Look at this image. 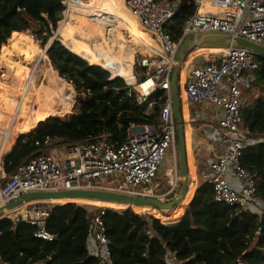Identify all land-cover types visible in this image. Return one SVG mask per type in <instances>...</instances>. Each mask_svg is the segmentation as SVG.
I'll return each instance as SVG.
<instances>
[{
	"label": "trees",
	"instance_id": "16d2710c",
	"mask_svg": "<svg viewBox=\"0 0 264 264\" xmlns=\"http://www.w3.org/2000/svg\"><path fill=\"white\" fill-rule=\"evenodd\" d=\"M75 1L86 5L83 1L87 0ZM111 1L94 0L95 6L76 5L75 11L71 12L77 17L74 25L89 31L96 39L101 57L90 47L88 33L71 24L59 29L63 42L55 39L47 55L53 68L79 90L80 107L68 118L47 115L38 119L33 127L20 132L14 148L4 155L7 172L39 152L35 142L46 136H58L76 143L110 133L113 138L123 141L132 123L158 120L165 98L163 91L152 96L154 104L150 114L145 112L146 106L138 104L136 95H129L125 79L134 81V62L127 65L114 60L116 56L109 37L113 29L116 34H123L116 22L125 19L131 33L139 39L137 42L142 47L135 55L155 51L150 48L146 34L133 28ZM97 4H104V8L100 9ZM65 8V0H0V53L3 49L0 79L4 73L1 57L14 37L27 35V30H31L42 44L48 43ZM90 8L97 12L94 18H88L80 11ZM195 11V0H181L177 14L168 25L176 38L180 37L186 19ZM8 39L9 46H5ZM257 59L260 68L256 71L252 89L246 91L249 102L243 119L257 136H264V58ZM138 69L145 67L138 65ZM111 74L114 79H110ZM242 162L255 175L257 197L264 202V141L247 146ZM80 201L83 200L51 205L46 227L55 235L53 240L36 236V225L20 219L14 221L8 216L0 218L1 262L173 264L170 259L173 256L176 264H264V215L238 205L215 202L213 188L207 183L199 184L192 197L169 210L155 206L108 208L104 221L110 259L105 258L101 245H92L91 241L93 214L98 207ZM143 212L151 214H141Z\"/></svg>",
	"mask_w": 264,
	"mask_h": 264
},
{
	"label": "built area",
	"instance_id": "2783aa9c",
	"mask_svg": "<svg viewBox=\"0 0 264 264\" xmlns=\"http://www.w3.org/2000/svg\"><path fill=\"white\" fill-rule=\"evenodd\" d=\"M73 1L65 0L63 20L69 18L73 21L69 9ZM124 2L142 27L159 37L156 39L159 49L144 56L141 61L142 66L151 69L148 75L137 79L135 83L126 80L129 95H136L138 104L146 106L147 114L153 111L152 96L159 90L164 92L158 120L132 123L123 141L113 138L110 133L76 143L58 136H46L35 142L39 152L25 159L11 172H7L1 164L6 158H3V154L9 133L2 131L0 207L31 191L104 188L133 195L154 196L151 187L169 148H172L174 161L166 170L172 186L166 195L174 192L183 176L177 162V120L171 76L174 66L179 64L176 54L181 43L191 34L211 30L264 42V0H195L196 11L186 19L179 38L170 32L168 25L177 14L181 0ZM59 29L57 27L53 38L62 41L58 38ZM257 57L246 48L229 47L223 52L193 60L187 68L183 86L189 103L198 106L199 110L210 106L216 111L211 130L219 149L209 163L206 178V183L213 188L215 202L238 205L264 215V202L257 197L255 175L242 162L247 146L264 141V136H257L243 119L249 102L246 91L252 89L256 71L260 68ZM186 59L181 64V70ZM114 78L110 76V79ZM31 96L34 97L33 94ZM69 96L74 97L73 90H70ZM33 109L31 116L36 118L39 109L36 102ZM230 174L240 182L239 187L231 183ZM108 178H113L111 183L110 180L108 184L99 182V179ZM21 206L16 207L20 209L13 214L9 213L11 210L6 211L4 216L36 225V236L53 240L55 235L46 227L51 214L48 201H31ZM108 208L111 207L103 205L94 211L91 238L92 245L102 246L106 259L111 257L104 221ZM0 264L5 263L0 259Z\"/></svg>",
	"mask_w": 264,
	"mask_h": 264
},
{
	"label": "rangeland",
	"instance_id": "374dc122",
	"mask_svg": "<svg viewBox=\"0 0 264 264\" xmlns=\"http://www.w3.org/2000/svg\"><path fill=\"white\" fill-rule=\"evenodd\" d=\"M115 2L116 3H114V5L117 7V9H120L122 11L127 10L128 12H130L124 3V0H115ZM72 8H73V12H74L75 7L72 6ZM64 16L65 15H63L62 20L64 19ZM76 20H77V17L74 16L72 23H75ZM61 21L59 22L58 27H60V24L62 23ZM116 25L119 26V29L122 30L123 34H120V35L116 34L115 30L113 29L112 36L109 37L113 51H114V54L116 56V58L114 60H117L119 64H121V63L127 64V63H133L134 62L133 63V67H134L133 75H134L136 81H137V79L140 80V77L143 75H145L144 76V78H145L151 69H149V70L146 68L144 70L138 69V65L139 66L141 65L142 58L147 55V54H144V52H138L135 55V51L137 49H140V47H142L140 42H137L139 39L137 38V36L134 33H131L130 27H129L128 23H126L125 19H122V20L120 19L118 22H116ZM56 32H57V29L54 30V34L49 39L48 43L50 42L51 39H53ZM27 33H28L27 36H29L31 38V40L35 43V46L32 50H28L26 47H22L25 45L26 41L22 39L21 34H18V36L14 37L13 42L10 44V47L7 50V52L5 53V55L1 57V64L4 67V73L0 79V110H1V112H4L6 110L7 104L8 105L11 104L10 105V117H11L10 122L13 121L14 112H12V111L14 110V106L16 107V105L18 104V101H19L18 98L22 94V91H23L22 87H23V85L26 84L25 80L28 77V74L30 73L31 69L36 68L34 70L33 80H35L36 86H38V87H36V86L33 87L32 93H29L27 95L28 99L33 101V102L38 100L37 98H40L39 96H40V94H42L41 90L44 89V86L48 87L52 90V85L48 83V80L51 77V73H50L51 71L49 68L50 65L49 66L47 65L46 59L43 57V51L45 50V47L48 43L42 44V42L40 40H38L34 35L31 34V30H27ZM32 36L35 37L37 39V41ZM58 38L62 39V36L59 34ZM135 39H137V40H135ZM19 43H20V45H19ZM5 46H9V39L5 43ZM200 51L201 52L196 53L195 57L189 63L188 68L191 66V63L194 62L196 59H200V58H203L204 56H209V55H213V54L217 53L216 52L217 50H205L204 49V50H200ZM2 52H3V49H1V53ZM191 53H189V54H191ZM133 58H134V60H133ZM186 58L188 59V56ZM7 60L9 61V63L11 65H13V67L10 69L4 66V64L6 63ZM89 63H91V62L89 61ZM91 64H94V63H91ZM96 65L102 66L101 64H96ZM47 70H49V71L47 72ZM56 75L59 78L57 80V83L54 84L55 87H57L60 84H64V82L65 83L67 82V84H68L67 86H72V88H73L72 90L74 91V97L71 98L73 100L71 109L73 108V106H74V108L72 109V112L70 111L69 113H76L80 107V100L78 98L79 90L71 82L67 81V79L62 77L57 70H56ZM135 79H134V81H135ZM182 79H183V73L181 72V81H182ZM125 81H126V79H125ZM4 85H8L9 87H11V90H12V88L15 89L17 87L19 89L21 87L22 90L20 89L18 94H16V93H14V91H10V90L8 91L6 88H2V87H4ZM179 85H180V83H179ZM81 92H82V95L85 96V93L83 91H81ZM256 92H257V94H259L258 91H256ZM69 93H70V91L66 90V95H69ZM31 94L34 95L33 98L31 96ZM41 109H43L42 111H45V113H41L40 112ZM184 110H185V108H184ZM55 114L56 113H52V111H50L48 109L45 110L43 108V106L40 104L36 117L39 118V116L41 117V116L55 115ZM63 114H65V111L62 112V115H60V114H58V115L62 118H68L71 116V115L70 116L69 115L64 116ZM185 117H186V114H185ZM33 119H35V118H32L31 115H25L24 118L20 119V125L17 127V129H18L17 131L19 133H20V131H24V129H19L21 127V124L23 123V125L25 126L29 122H31ZM34 124H36V123H34ZM34 124L31 127H33ZM15 132H14V134H11L12 136L9 139V141L7 142V144H6L7 146L4 147L5 152L7 150H9L10 146L12 145V139H13L12 137H13V135H15ZM15 144H16V142H15ZM173 161H174V155L172 154V148H169L167 151L166 159H165L163 165L161 166V169L158 173V177L156 178V182L153 183V186L151 187V189H153L152 193H153L154 197H157V198L164 200V201L174 197L179 192L181 185H182L183 178H181V181L179 182V185L176 188V190L174 192L166 195V193L169 190H171L172 186L169 183L168 176H165L166 174H164V172L166 173L167 168L171 165V163ZM177 162H179V147H178V145H177ZM179 171H180V165H179ZM112 179L113 178H108V179H104V180L99 179V182L104 183V184H108V181L110 180L109 183H111ZM198 186H199V184L197 186L194 183L191 184V187L189 190L191 195H192V191L195 190V187L197 189ZM190 197H192V196H190ZM83 201H88L89 203H87V204L94 205L93 207H100L103 205L107 206V207L114 208V209H123L126 206H127V208L130 207L126 204L105 203V202L94 201V200H83ZM64 202H67V201H64ZM75 202H77V201H75ZM48 203H49V205H52L54 203H60V202L49 201ZM83 203H85V202H83ZM136 209H138V208H136ZM138 213H140V212H138ZM141 214H151V213L150 212H143ZM152 215H154V214H152ZM170 259H171L173 264H176L175 263L176 261L173 258V256H170Z\"/></svg>",
	"mask_w": 264,
	"mask_h": 264
},
{
	"label": "water",
	"instance_id": "95a60500",
	"mask_svg": "<svg viewBox=\"0 0 264 264\" xmlns=\"http://www.w3.org/2000/svg\"><path fill=\"white\" fill-rule=\"evenodd\" d=\"M54 38L46 45L45 51L52 45ZM64 44V43H63ZM241 47L254 52L258 57L264 58V42L250 39L241 35H233L221 30L199 31L189 35L180 45L176 60L179 62L175 65L171 76V87L173 97L174 114L177 120V135L180 157V168L183 176L182 185L179 192L172 198L164 201L154 196L133 195L104 188H83L69 190H50V191H31L22 194L20 197L8 202L0 207V218L4 217L6 211L15 209L31 201H53L56 199H86L105 203L132 204L136 206H151L160 209H169L177 206L182 202L190 189V175L188 171V154L185 121L181 110V96L179 89V74L181 64L187 55L199 48H229ZM69 48V47H68ZM108 70V69H107ZM109 71V70H108ZM72 201V200H68Z\"/></svg>",
	"mask_w": 264,
	"mask_h": 264
},
{
	"label": "crops",
	"instance_id": "0c3cea01",
	"mask_svg": "<svg viewBox=\"0 0 264 264\" xmlns=\"http://www.w3.org/2000/svg\"><path fill=\"white\" fill-rule=\"evenodd\" d=\"M98 1H100V0H97V2ZM113 1H114V3H116L115 0H113ZM83 2L86 5H80L82 7H84V6L85 7L95 6L94 0H89V1L87 0V1H83ZM92 8H94V7H92ZM92 8L80 9V11L86 17L94 18L95 14L97 12L94 11ZM119 11H122V10L119 9ZM123 11H125V10H123ZM91 20L96 21V19H91ZM70 24L72 26H75V27H77V28L81 29L82 31L89 34V36H90V47L93 48L101 57L99 48H98L97 43H96L97 41H96V39L93 38V36L89 33V31H86L85 29H82V28L74 25V23H70ZM200 50H203V49H195L188 56L193 59L197 52H201ZM49 61H50V59H49ZM50 65L52 66L51 63H50ZM64 84L67 88H70L68 90L73 89L72 86H67L68 85L67 82L66 83L64 82ZM2 88L8 89L10 87L8 85H4V87H2ZM46 88H48V87H46ZM53 89H54V87L52 85V90ZM179 89H180V96H181V102H180L181 103V110L183 112V118L185 121V129H186L188 171H189V175L191 178V183H190V187H191V184H193V183L196 186L198 184H201V183H206V178H207L208 170H209V163H210L211 159L216 155V152L219 149V145H218L217 141L213 138L212 130H211L212 126L215 122L214 118L216 116V111L210 106L204 108L203 110H201V109L199 110L198 106L189 103L187 98L184 97V95L186 96V94H185L183 83H181V82L179 85ZM49 90H50V88H49ZM10 105L11 104H9V105L7 104L6 110L4 112H1V110H0V126L1 127L9 124V122L11 120ZM73 108H74V106H73ZM184 108H185V110H184ZM72 109H70L67 113H65L63 115L64 116L72 115L73 113H69L70 111L72 112ZM185 114H186V117H185ZM60 115H62V114H60ZM38 119L39 118L36 117L35 119H33L31 122H29L25 126L22 123L21 127L19 129H24V131H25L26 129L31 128V126L34 123H36L38 121ZM13 129H14V127H12V130ZM17 130L15 132V135H13V137H12L13 138L12 139V145L10 146L9 150H7V152H5L3 154V158H4V155L6 153L10 152L13 149V146H14L16 139L19 135V132ZM20 132H22V131H20ZM172 154H173V151H172ZM172 163H171V165H172ZM1 164L5 168L4 163L2 162ZM179 165H180V157H179L178 166ZM179 172L181 173V168H180ZM164 174H166V173L164 172ZM229 178H230L231 183L235 187L240 186V182L236 179V177L233 174H230ZM155 182H156V180H155ZM195 191H196V187H195V190L192 191V195L194 194ZM81 202L82 203L83 202L89 203L88 201H81ZM187 205H186V207H187Z\"/></svg>",
	"mask_w": 264,
	"mask_h": 264
},
{
	"label": "bare ground",
	"instance_id": "6f19581e",
	"mask_svg": "<svg viewBox=\"0 0 264 264\" xmlns=\"http://www.w3.org/2000/svg\"><path fill=\"white\" fill-rule=\"evenodd\" d=\"M111 2L114 3V1H111ZM76 5H82V4H78L77 1L71 2L70 6H69L70 13L73 11L72 6L75 7ZM97 6H99L100 9L104 8V4H102V5L97 4ZM126 7L128 8L127 5H126ZM129 11L131 13L128 12L127 10L126 11H120V12L130 22V24L133 26V28H135L137 31L144 32L146 34V39L149 40V45H150V48L152 50L159 49V44L156 41V39H159L158 35L145 30V28L142 27L141 23L139 22L137 17L132 13V11L130 9H129ZM68 15H69V13H68ZM70 23H72V21H70L69 18H67L66 20L62 21L60 28L68 27V25ZM16 36H18V35H16ZM21 37H22L23 40L26 41L25 45L22 46V47H26L28 50H32L34 48V46H35V43L31 40V38L29 36H27V35H22ZM19 45H20V43H19ZM199 49H203V50L204 49L205 50H217L216 52H223L225 50V48H199ZM144 54L148 55V54H153V53L152 52H148V53H144ZM43 57L46 59L47 65L49 66L50 65V61H49V57H48V55H47L45 50L43 51ZM191 61H192V58L188 56V59L185 62L184 66H183V68L181 70V72L183 73V79H182L181 83L184 82L185 75H186V72H187V68H188L189 63ZM4 66L9 68V69L13 67V65H11L8 60L6 61ZM49 68H50V71H51L50 72L51 73V77L49 78L48 82L53 85L54 89L53 90H51V89L49 90V88H46L44 86V89L41 90L42 94H40V96H39L40 98H37L38 100H36L34 102L29 100L27 95L29 93H32L33 87L36 86V82L33 80L34 70L36 68L35 69H31L30 73L28 74V77L25 80L26 84L23 85V87H22L23 91H22V94L18 98L19 99L18 104L17 105L15 104L16 107L14 106V110L12 111V112H14V116L16 118L14 117L13 121H11L9 124H7L5 126L2 125L3 127L0 126V144L2 143V140H3L1 132L2 131L9 132L8 136H7V139H6V143H5V146H7L6 144H7L8 140L11 138V136H12L11 134H13L17 130V127L20 125V119L24 118L25 115H31V113L33 112V110H34L33 106H34L35 102L38 105L41 104L45 110L48 109V110L52 111V113H56L55 115L62 114V112H64V111H66L65 113H67L71 109L73 100L71 99V97L69 95H66V90L68 91V89H70V88H67L65 86V84H61V85H58L57 87H55L54 84L57 83V80H58L59 77L56 75V71L54 70L53 66L50 65ZM48 71L49 70H47V72ZM129 81L135 83L136 79H135V81H132L131 79H129ZM149 83L150 82L145 83L144 86H147ZM36 87H38V86H36ZM20 89H21V87H20ZM20 89L17 87L15 89L12 88V90H11V87H10L7 90L8 91L9 90L10 91H14V93L18 94ZM184 97H186V96L184 95ZM42 110L43 109H41L40 112L41 113H45V111H42ZM42 117H44V116H41V117L39 116V119L42 118ZM12 127H14L13 130H12ZM190 196H191V194H190V192H188L186 198L183 201H186L187 199H189ZM68 200L77 201V200H86V199H80V198L65 199V198H62V199H56V200H53V201L64 202V201H68ZM126 205H128L130 207L136 206V205H132V204H126ZM125 208H127V206ZM18 209H20V208L13 209V210L9 211V213L13 214ZM169 209H171V208H169ZM169 209H162V210H169Z\"/></svg>",
	"mask_w": 264,
	"mask_h": 264
}]
</instances>
